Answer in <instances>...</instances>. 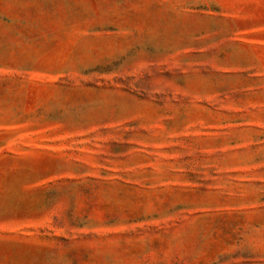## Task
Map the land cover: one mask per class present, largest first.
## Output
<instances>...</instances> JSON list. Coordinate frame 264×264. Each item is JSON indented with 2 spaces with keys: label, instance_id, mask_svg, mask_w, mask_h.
<instances>
[{
  "label": "rangeland",
  "instance_id": "374dc122",
  "mask_svg": "<svg viewBox=\"0 0 264 264\" xmlns=\"http://www.w3.org/2000/svg\"><path fill=\"white\" fill-rule=\"evenodd\" d=\"M0 264H264V0H0Z\"/></svg>",
  "mask_w": 264,
  "mask_h": 264
}]
</instances>
